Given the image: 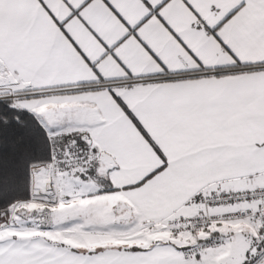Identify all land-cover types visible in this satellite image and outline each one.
I'll list each match as a JSON object with an SVG mask.
<instances>
[{"label": "snow or ice", "instance_id": "snow-or-ice-1", "mask_svg": "<svg viewBox=\"0 0 264 264\" xmlns=\"http://www.w3.org/2000/svg\"><path fill=\"white\" fill-rule=\"evenodd\" d=\"M0 264H264V0H0Z\"/></svg>", "mask_w": 264, "mask_h": 264}]
</instances>
